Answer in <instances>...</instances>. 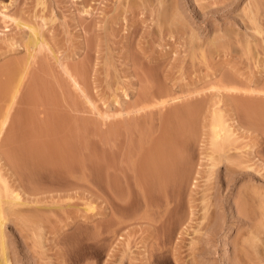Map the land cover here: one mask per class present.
Returning <instances> with one entry per match:
<instances>
[{
    "label": "rangeland",
    "instance_id": "obj_1",
    "mask_svg": "<svg viewBox=\"0 0 264 264\" xmlns=\"http://www.w3.org/2000/svg\"><path fill=\"white\" fill-rule=\"evenodd\" d=\"M29 51L34 56L20 86ZM82 64L89 72L84 86L91 103L82 97L79 103L85 110L80 114L92 122L88 133L74 130L80 133L68 141L52 128L21 125L46 118L35 92L46 83L50 99L59 100L58 87L67 85L58 76L62 65L78 74ZM0 70V112L14 101L0 134V172L22 201L10 206L3 195L0 203L12 264H264V145H253L256 132L228 112L229 106L241 111L237 102L254 97L243 89L264 91V0H0ZM160 84L173 95L199 91L213 98L232 126L230 145L225 154L213 147L208 125L206 135L197 121L196 142L183 153L189 155L190 179L171 191L149 190L152 198L135 180L122 178L119 190L110 193L114 214L122 217L111 214L112 220L104 210L109 196L103 189L102 112H124L149 85ZM29 88L33 98L26 103ZM161 117H142L133 144L146 147L160 135ZM142 132L149 140L141 139ZM118 134L109 157L122 167L130 140L123 128ZM166 196L171 204L162 209ZM106 220L119 228L108 241Z\"/></svg>",
    "mask_w": 264,
    "mask_h": 264
},
{
    "label": "bare ground",
    "instance_id": "obj_2",
    "mask_svg": "<svg viewBox=\"0 0 264 264\" xmlns=\"http://www.w3.org/2000/svg\"><path fill=\"white\" fill-rule=\"evenodd\" d=\"M251 19H252V21L254 20L253 18H251ZM257 29L259 30V28H257ZM258 30L254 29V32L258 31ZM259 32L260 31L256 32V34L257 33L259 34ZM36 35H38V33H36ZM34 38H35V36H34ZM32 41H33L32 42L33 44L31 42L30 43L32 44V46L34 48V47L37 46L38 40H37V38H35ZM29 52L30 53H29L28 58H27V63L25 64V66L19 72V74H20L19 85L20 86H21V82L24 79L25 75H27L28 69H29V67L31 65L30 60L34 56V53L32 51H29ZM85 65L82 64L81 69L79 68L80 69L79 73L81 74V72H82L83 76H84V77H82V74H81L82 79H81L80 75H78L79 73L77 74L78 71L76 72V68H75V71H71L70 68H68L65 65H62L61 72H60V74L58 76H60L63 79V81H65L67 83V85H64V83H63V85L67 86V87L59 85L60 87H58V88L60 89V94H61V98L59 100H57V99L56 100H51L50 99L51 90H49V88H48V86L46 85L45 82H44L45 83L44 85H43V83L41 84V85H43L44 89H42V87L40 86L41 87V88L39 87L40 90H37V87H38L37 86L38 84H37L36 85L37 87H35L37 92H35V93L41 94V95H38L37 98H40V106L43 108V110H41V112L46 114L45 115L46 118L44 120H41V121H38V122L36 120H35V122H33L34 120L32 121L30 119L31 120L30 121L28 119L27 120L25 119V120H23L21 122V125H25L27 127L30 126V125H32V126L37 125V126L42 127V128H48V129L52 128L51 130L52 131L54 130V133H56L57 136L60 135L59 136L60 139L61 138L63 140L66 139L68 141H70V139H74V138L76 139L77 135H75V134H79L80 133V132L79 133L78 132L75 133V132H72V131H74V130H78L79 131L80 130L82 132L83 131L86 132V129L90 128V125H91L92 122H91L90 119H88L87 117H85V116L80 114V113H84L85 110L83 109V106L79 103V99H81L80 97L85 99L86 103H89V104L91 103L88 100V95H89L88 90L84 86V81L86 80L85 78H86V76L89 73L88 69H87V66H85ZM2 71L3 70H0V72H2ZM9 73H11V72H9ZM79 77H80V79H79ZM35 80H36V78H35ZM38 81H37V83H38ZM59 84H60V82H59ZM44 86H46V87H44ZM152 86L149 85L150 89L147 88L149 90L148 91L145 90L147 93L144 92L145 93L144 96L139 99L138 103H136L134 106L130 107L126 111L117 112V113L102 112V135L104 137V141H102V142L105 143L104 144L105 145L104 150H105V153H106V154H104L105 158L102 161V163H103L102 164L103 165L102 166L103 167V174L102 175L104 177L103 189H104V194L107 193L108 196H109V197L107 196L108 199L106 198V200H104V201H106V204H105L106 209H104V210H105V216L110 215V218L112 217L111 214H114V212L117 213V211H113V210H116L115 208L112 207L113 204L111 206L110 193L113 190H119V188L121 186L120 185L121 184L120 180H122V178H125V179L132 178L133 181L135 180L134 183L137 184L136 186L139 189H141L140 191L143 190L145 192L146 191L149 192V190H150V191H152L151 194H153V190L155 191V189L157 191H159V189H161V190L165 189V191H167V190H169V188L172 189V187H179L180 188L181 184L183 182H185V180L187 178L190 177L189 173H188L190 171H189V169L187 170L188 167L186 168V165H185L186 161H188V160H186L187 159L186 157H188L189 155L188 156L186 155V157H185V156H183V153L185 151L191 149V148H188V147L192 143L196 142L194 140L196 139L195 138V136L197 134L196 130L199 127V126H197V128H196L197 121L198 122L200 121V124L203 127L201 132H203L204 134H206V132L203 131L204 127H205V125L206 126L208 125L207 127L209 129L205 128V130H209V132H210L209 138H210V142L213 145V147H215V148L218 147L219 149H221L223 151V154H225L224 153L225 152L224 151L225 147H228L230 145V140H231V137L233 135V131L231 129L232 126H230L227 123L224 114L217 110V108L215 107V105H216L215 103L216 102L213 103V101H214L213 98H212L213 101L211 100V98H208L209 99L208 100L207 97H210V96H207L206 98H204V97H202L204 94L202 95V93H200L199 91L198 92H194V93H190V94H186V95H173V94H170V91H167L165 89L166 87L162 86L161 84H160L161 87L159 86L157 89L155 87H154L155 88L154 89ZM31 88H32V86H31ZM31 88H29L28 92H26L27 94H25L24 100H25L26 103H29L31 101V99L33 98L32 97L33 93H32V96H30L31 92L33 90ZM239 90L240 89H238V90L230 89V90H227V91L236 92V91H239ZM243 90H244L243 94H247V93L249 95L250 94L251 95L254 94L253 95L254 97H252V96L249 97V98L243 97L244 99H240L239 102H237L241 106V107H239V108H241V111H236L234 109V106H229V108L231 107L230 109H228V112L231 113L229 115H230V117L232 118L233 121H234V118H236V120H238V121H240L242 123H245L247 126H250V129H252L254 132H256L255 141H254L253 145H258V146L259 145L260 146L264 145V130L263 131L261 129L259 130V128L264 127V91L255 92V91H252V90L251 91H249V90L246 91L245 89H243ZM199 96H201V97H199ZM35 97H36V95H35ZM114 98L115 97H113V99ZM34 101H36V99ZM13 102L14 101L6 104L4 106L5 110L0 112V134H1L2 130L4 129V127L6 126L7 122H8L11 109L13 108ZM115 102L117 103L118 101H114V103ZM173 104H174V107H172L171 110L169 108L170 111L168 110L165 113L162 112L163 109L167 107V105H173ZM232 105H234V104H232ZM236 105L238 106V104H236ZM238 110H240V109H238ZM163 113H164V115H163ZM154 114H158V115H160V117L163 115L161 117L162 118V120H161L162 123H160V126H162L160 135L156 136L157 134H155L156 137H154L153 139L151 138L152 141L151 140L148 141L147 143H150V144L149 145L146 144L147 145L146 147L141 145V143H139L140 144L139 146L134 145L136 143V141L134 139L135 137L132 138V136H134L133 135L134 134V128H136V129L140 128V127H138V125H139L140 121H142V120H140L142 117H146V119H147V117H149V118L153 117ZM142 123L143 122H141V124ZM142 126H144V124ZM122 128L125 130V134L124 135H126V137L128 138V141L130 140L128 142L130 146L127 145L128 146L127 154H126V152L124 153V154H126L125 155L126 158H124V159H126V161H124L123 159H120V161L122 160V161L125 162L126 165H124V163H123L124 167L120 166V162H118L119 160L115 161L116 157L115 158L114 157L113 158L109 157V151L110 152L113 151V147H114L113 146L114 144L112 145V143L114 142L113 139H114V137H117L119 134H121V132L119 134H118V132H119L120 129L122 130ZM93 131H94V129H93ZM142 131H144V129ZM145 131H147V130H145ZM140 132H141V130H140ZM147 132L149 133V131H147ZM86 133H88V132H86ZM145 133L142 132V134H141L142 138L141 139H144L143 135L146 136L145 139L146 138L147 139L150 138V136L147 137V134L145 135ZM203 133H202V136H203ZM199 134H200V132H199ZM57 136H55V137H57ZM80 136H81V134H80ZM85 136H84V138H85ZM202 136H200V137H202ZM118 137H120V135ZM78 138H80V137H78ZM84 138H83V140H84ZM197 138H198V136H197ZM61 140H60V142H61ZM80 140H81V138H80ZM133 140L135 142H132ZM143 141H142V143H143ZM126 142L127 141H125V143ZM138 142H140V140ZM70 145H72V144H70ZM68 146H69V144H68ZM68 146H66L65 149L66 148L69 149ZM125 146H126V144H125ZM116 148H115V150H116ZM65 149H63V150L64 151H68V150H65ZM64 151H62V152H64ZM188 152L189 151H187V153ZM73 153H75V151ZM185 153H184V155H185ZM257 154L260 156L261 152H257ZM68 155H70V154H68ZM110 155H111V153H110ZM116 155L118 157L121 156V155L119 156V154H117V153H116ZM123 155H122V157H124ZM22 159H24V158H22ZM22 159H20V161ZM43 159H44V157H43ZM79 159L80 158H78V161H79ZM83 159H85V158H83ZM35 160H36V158H35ZM70 160H71V158H70ZM70 160H69V162H70ZM81 162H83V161H81ZM86 162H87V159H86ZM86 162L84 160V163H86ZM43 163H44V160H43ZM50 163H52V162H50ZM74 164H75V162H74ZM121 164H122V162H121ZM32 165H30V166H32ZM94 166H95V164H94ZM213 167H214V164L211 165V168H213ZM43 168H41V169H43ZM73 168L74 167H72V169ZM227 168H225V171H230V169L227 170ZM69 169H71V168H69ZM86 169H87V167H86ZM35 174H33V175H35ZM190 175H191V173H190ZM187 181H188V179H187ZM12 187L13 186H11L7 182V180L4 179V177L1 175V172H0V203L4 202V201H2L3 200L2 198H4L3 197V195H4L6 197V199H8V201H9L7 204L10 203V206H11V204L13 206H14V204L15 205L16 204L17 205H20V204L22 205V203H18L19 201H21L20 200L21 197H20V193L18 192V189L15 190V188H12ZM129 187H131V186H129ZM138 188L136 190H138ZM182 188H183V186H182ZM129 189H131V188H129ZM169 191H171V190H169ZM156 193L157 192H155V194ZM170 193H168V194L170 195ZM114 194H115V191H114ZM139 194L142 195L141 193H139ZM149 194H150V192H149ZM149 194H148V197L151 195V194L150 195ZM161 196H162V192H161ZM122 197H123V199L126 198V196L124 197L123 194H122ZM122 197H121V199H122ZM151 197H152V195H151ZM119 198H120V195H119L118 199ZM152 198H154V195H153ZM156 198H157V196H156ZM170 199H169V197L166 196V198H165L166 202H165V204L161 205L160 208L163 209L164 206H165V208L167 209L169 204H171L170 203ZM150 200H151V198H150ZM127 201H129V199ZM147 201H149L147 198L145 200L143 199V202H145V208H147L146 206L149 207V205H150V203L148 204ZM119 202H120V200H119ZM161 202H164V201H161ZM171 202H172V200H171ZM26 204H29V203H27V201H26ZM174 204L176 205L177 203H174ZM115 205H116V203H115ZM157 205H159V204H157ZM10 206L5 207V208H10ZM51 206H53V205H51ZM51 206H48V209L52 210ZM172 206H173V204H172ZM173 207H172V210H173ZM42 208H44V207H42ZM152 208H154V207H152ZM2 209L3 208H1V210H0V247H1V250H2L1 252L3 253L1 259L3 258V263L2 264H12L11 261H10L9 255H8L9 251L7 252V250H9V249H7L8 248L7 247L8 244L6 242V235H5L6 222L4 220L5 217H3L2 213H1ZM45 209L48 210L46 207H45ZM4 210H3V212H4ZM86 210H88V208ZM147 210L151 211L152 209L149 207V208H147ZM145 211H146V209H145ZM169 211H171V210H169ZM162 212H163V210H162ZM163 214H165V212L161 213L160 216L163 215ZM117 216L118 215L116 214L114 217H117ZM121 217H122V215H121ZM121 217H119V218L117 217V218L121 220ZM158 217L159 216H157V218ZM163 217L161 216L162 221H163ZM1 218H3V219H1ZM107 219H108V217H107ZM108 220H110V219H108ZM108 220H106L107 222H105V223L108 224L109 223ZM112 220H114V219H112ZM112 220H111V222H112ZM120 220H119L118 224H120V222H121ZM159 221H161V220H158V222ZM170 221H171V219H170ZM164 222H166V220H164ZM160 223H162V222H160ZM115 224H116V227H117L118 224L117 223H115ZM111 225H113V228L111 227ZM116 229H119V228H115L114 229V224L110 223V224L106 225V230L104 231V229H103L102 232L104 231L103 232V233H105L104 236L106 235V239H107V238H110L109 237L110 235H113L116 232ZM163 230L167 231L166 229H163ZM171 235L172 234H170L169 236H171ZM114 236H116V235L114 234ZM106 241H108V239ZM111 241H109V243ZM112 246H111V248H114ZM108 248H109V245H108ZM254 248H253V251H254ZM113 255L114 254H112V255L110 254L108 256H113ZM227 255H228V251L225 250V259H226ZM246 255H247V253L245 254V256ZM241 257H243V256H241ZM241 260H242V258H241ZM241 260H240V262H241ZM238 263H239V261H238Z\"/></svg>",
    "mask_w": 264,
    "mask_h": 264
}]
</instances>
